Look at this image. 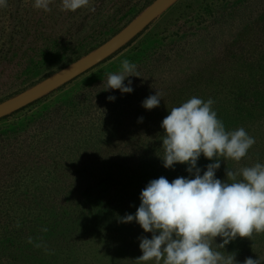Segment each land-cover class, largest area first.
<instances>
[{
    "label": "rangeland",
    "instance_id": "obj_1",
    "mask_svg": "<svg viewBox=\"0 0 264 264\" xmlns=\"http://www.w3.org/2000/svg\"><path fill=\"white\" fill-rule=\"evenodd\" d=\"M153 1L0 0V103ZM159 141L171 150L121 180L130 199L92 181L106 200L82 195L84 226L95 222L75 238L79 222L48 198L64 165L104 168L113 151ZM0 172L22 201L14 214L46 230L16 264H264V0H178L111 57L1 119ZM11 239L0 232V251Z\"/></svg>",
    "mask_w": 264,
    "mask_h": 264
},
{
    "label": "trees",
    "instance_id": "obj_2",
    "mask_svg": "<svg viewBox=\"0 0 264 264\" xmlns=\"http://www.w3.org/2000/svg\"><path fill=\"white\" fill-rule=\"evenodd\" d=\"M132 121L135 123L134 120ZM116 143L119 144V142ZM161 145L162 142L159 141L156 145V151L148 149L144 152L136 142V145H130L119 152L113 151L109 159H112L114 162L104 168L99 166L93 167L89 161V163L83 162L80 165L78 162L74 165L68 163L64 165L68 168H66V172L60 170V173L63 174L67 180L63 181L60 188L56 190V192L59 190L58 194L55 193L54 195H49L48 198H51L52 203H57L58 215L61 212L66 213L69 217L73 218V220L76 219L79 222L81 229L73 230V236L75 238L79 236L82 230H86V227L91 226L95 222L88 224L86 227L84 226V219L88 222V218L86 213L87 207L81 202L82 195L85 193L87 194V202L93 197L106 200V196L100 195V192L96 190L99 184H94L92 181L104 179L103 182L111 187L109 190L110 192H118L119 194L123 193L121 199H130L133 195L132 192L134 189L128 187L119 190L118 187L120 185L127 184L121 180L131 182L137 179V173L140 170L144 156H149L152 160L161 159L165 152L171 150V147L162 148ZM135 146L139 148L136 149ZM43 163L47 166L54 167V170L57 169V165H52L50 160L45 159ZM0 173V232L6 233L12 237V248L6 252L3 250L0 251V263L11 262L16 264L22 261L24 255H28L26 251H23V248L32 246V242H35L38 239L42 240L46 230L43 231V227L41 226L40 229L32 227L31 223L24 224L17 215L14 214L13 208L15 204H20L22 201H12L14 193L11 191L12 188L15 187L14 181L9 182V176L4 174L2 176V172ZM140 189L141 188L137 185V191ZM41 201L42 198L39 199V202ZM53 224H55V222ZM30 238H32L33 241H30Z\"/></svg>",
    "mask_w": 264,
    "mask_h": 264
},
{
    "label": "water",
    "instance_id": "obj_3",
    "mask_svg": "<svg viewBox=\"0 0 264 264\" xmlns=\"http://www.w3.org/2000/svg\"><path fill=\"white\" fill-rule=\"evenodd\" d=\"M178 0H154L137 17L108 41L28 89L0 103V120L31 105L118 52L163 15Z\"/></svg>",
    "mask_w": 264,
    "mask_h": 264
}]
</instances>
